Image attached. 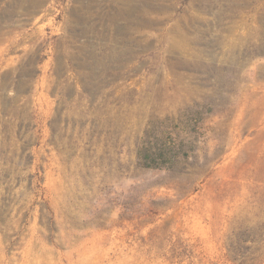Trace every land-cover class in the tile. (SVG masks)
Segmentation results:
<instances>
[{"label": "rangeland", "instance_id": "rangeland-1", "mask_svg": "<svg viewBox=\"0 0 264 264\" xmlns=\"http://www.w3.org/2000/svg\"><path fill=\"white\" fill-rule=\"evenodd\" d=\"M0 264H264V0H0Z\"/></svg>", "mask_w": 264, "mask_h": 264}]
</instances>
